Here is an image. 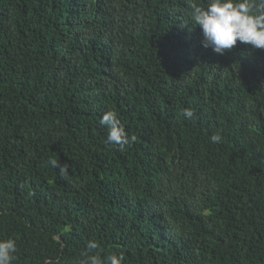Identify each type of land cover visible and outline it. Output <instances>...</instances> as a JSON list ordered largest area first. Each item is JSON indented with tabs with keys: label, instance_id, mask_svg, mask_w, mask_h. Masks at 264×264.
<instances>
[{
	"label": "trees",
	"instance_id": "obj_1",
	"mask_svg": "<svg viewBox=\"0 0 264 264\" xmlns=\"http://www.w3.org/2000/svg\"><path fill=\"white\" fill-rule=\"evenodd\" d=\"M192 3L0 0L12 264H264V50L204 48ZM109 110L135 137L122 149Z\"/></svg>",
	"mask_w": 264,
	"mask_h": 264
},
{
	"label": "clouds",
	"instance_id": "obj_2",
	"mask_svg": "<svg viewBox=\"0 0 264 264\" xmlns=\"http://www.w3.org/2000/svg\"><path fill=\"white\" fill-rule=\"evenodd\" d=\"M190 7L192 20L201 30L204 48L224 55L239 42L250 45L253 49L264 50V0H206L205 7L196 3H192ZM184 115L191 118L193 112L185 109ZM99 123L108 129L105 143L110 146L122 149L135 140V137H129L118 114L113 110L106 111ZM210 140L212 143H219L222 137L216 134ZM48 164L58 169L61 177L69 175L71 165L68 163L62 165L56 159H50ZM87 247L95 249L98 244L89 241ZM16 251L17 243L13 238L0 239V264H12ZM44 264L53 262L45 260ZM81 264H124V255L113 254L105 258L87 256Z\"/></svg>",
	"mask_w": 264,
	"mask_h": 264
}]
</instances>
